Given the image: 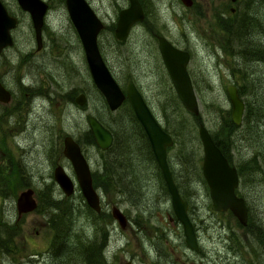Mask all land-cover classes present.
Wrapping results in <instances>:
<instances>
[{"label":"rangeland","instance_id":"rangeland-1","mask_svg":"<svg viewBox=\"0 0 264 264\" xmlns=\"http://www.w3.org/2000/svg\"><path fill=\"white\" fill-rule=\"evenodd\" d=\"M47 1V37L38 51L28 15L15 0H0L7 14L18 21L11 31L12 46L0 53V83L9 94L8 102L0 104V264H86V254L88 264H264V62L231 57L238 47L224 31L226 25H236L233 18L232 22L227 19L229 10L233 9L232 14L239 10L243 16L247 7L255 13L253 20L258 18L252 27L260 26L248 33H264V0L255 4L191 0L190 7L179 0H139L143 20L121 43L114 39L113 30L127 0H85L103 25L97 47L113 79L122 90L132 82L153 117L169 132L177 129L179 120L155 36L189 55L186 71L198 115L181 112L184 123L179 124L184 132L174 136L176 142L166 149V162L188 205L187 216L197 236L196 253L183 243L161 174L139 150V131L130 127L127 111L109 112L93 87L64 0ZM227 85L236 88L243 102L237 129L226 127L230 121ZM79 95L84 96L83 106L74 102ZM87 116L105 124L117 139L123 134L132 147V153L122 154L120 164L108 159V182L103 185L99 177L104 174L105 159L90 141ZM244 116L250 117L248 126ZM118 122L125 132L115 128ZM199 124L219 142L238 171L235 193L245 203L247 227L241 228L228 212H213L205 183L195 176L202 158ZM66 136L79 145L94 176L97 214L85 205L77 187L65 198L53 182L52 171L58 165L75 185L60 152ZM26 189L32 190L36 206L17 216L14 202ZM55 207L72 221L68 243L61 248L51 245L54 230L48 210ZM112 207L126 219L122 230L110 216Z\"/></svg>","mask_w":264,"mask_h":264},{"label":"water","instance_id":"water-1","mask_svg":"<svg viewBox=\"0 0 264 264\" xmlns=\"http://www.w3.org/2000/svg\"><path fill=\"white\" fill-rule=\"evenodd\" d=\"M15 2L18 8L29 17L35 49L39 50L40 29L47 6L41 0H15ZM179 2L185 7L192 5L191 0H179ZM229 2L234 3L235 0H229ZM64 8L81 45L93 86L103 98L110 112L119 108L124 100L128 103L134 119L145 135L154 162L161 174L169 197L172 215L181 228L184 245L188 250L195 251L197 244L193 227L187 216V203L180 198L166 162V149L172 145L171 137L164 132L153 117L132 83H127L123 93L110 75L97 47V36L103 25L89 5L84 0H64ZM229 11L232 13L233 9ZM142 20L143 12L138 1L127 0V7L117 13L113 30L114 39L119 43L123 42L129 29ZM17 25L16 18L9 16L0 2V52L12 46L11 31ZM156 42L161 62L177 100L186 112L197 116V102L186 71L189 61L187 52L175 48L163 37H156ZM225 92L230 106V121L234 126H239L244 109L243 102L234 86L227 85ZM8 100V92L0 86V104L7 103ZM83 102L82 95L75 99V103L79 106ZM86 125L96 148L100 151L108 150L112 144L111 133L93 117L86 119ZM197 138L202 151L200 174L208 190L212 211L219 213L228 211L240 226H245L246 207L243 200L236 197L234 192L238 184L236 170L228 164L225 157L212 142L208 132L200 124L197 127ZM61 155L70 165L75 185L63 169L57 166L52 171V179L56 187L65 198L70 197L77 187L85 205L95 214L99 213V196L92 188L88 163L78 144L69 136L62 139ZM32 197L31 189H26L17 196L14 202L17 216L32 212L35 209L36 205ZM110 216L117 223L119 229L125 228L126 219L118 209L112 207Z\"/></svg>","mask_w":264,"mask_h":264},{"label":"trees","instance_id":"trees-1","mask_svg":"<svg viewBox=\"0 0 264 264\" xmlns=\"http://www.w3.org/2000/svg\"><path fill=\"white\" fill-rule=\"evenodd\" d=\"M257 1L258 0H250L249 4H255ZM248 8H250V7L248 6ZM252 13L253 12H250V9L248 10L247 7H246V10H245L243 16L240 14L239 10H236L234 12V14H231L230 16H228L227 19L230 22H232V18H233V20L236 21V25H234V24L226 25L224 31L226 32V35L229 36L230 38L232 36V38H233L232 42L238 47L237 53L232 52V53H230V56L235 58V57H238L240 55L244 59H251L253 61H257V60L261 61V59H263V62H264V58L261 57V55H264V33H261V32H259V34H255V32H253L251 34L248 33L249 29L250 30H254V29H258L260 27V26L256 27V28L252 27L251 24L252 23H256L257 20H258V18L253 20L255 18V13H253V14ZM257 17H258V15H257ZM248 20H250V21H248ZM254 37L256 39H254ZM253 42H256V44L254 45ZM255 59H257V60H255ZM171 100H172V102L174 104L173 105L174 111L177 112V114H176L177 118L176 119L179 120V121H176V124H175L177 129H172L171 132H169V131H167V129L164 126H162L161 128L164 130V132H166L171 137L172 146H173L174 143L176 142L174 136H178V134H181V132H184V129L182 128V125L179 124V122L180 123H184L183 121H180V118H182V113L181 112L187 114L188 116H191V114H188L182 108V106L180 105L179 101L177 100V98H176V96L174 94L172 95ZM119 108L127 111L126 112V116L128 117L129 121L132 123V126H130V127L131 128H136L139 131V135H138L139 136V140L142 142V147H140L139 150L143 153V155H145L147 157L146 161L151 163L154 166V168L157 169L156 165L154 163V159L152 157V154H151V152L149 150L148 144L146 142L145 136H144L140 126L138 125V123L134 119L133 114H132L130 108L128 107L127 103L124 102ZM192 117H194V116L192 115ZM249 118L250 117H247V116L245 117L244 116V124L246 126H248L250 124V122L248 121ZM227 123H228V125H226V127H229V128H232V129H234V128L237 129L238 128V126H234L231 121H228ZM101 124L106 129L109 130V128L105 124H103V123H101ZM115 128L120 131L119 133L125 132V129L122 127L121 122H118V124H116ZM110 132H112V131L110 130ZM88 136L90 137L91 143H93L90 134H88ZM112 136H113V144H112V146L106 151L98 150V153L101 154L102 157H104V159H105V162H104V174H101V176L99 177L101 185L106 184L108 182V180L106 179L107 178L106 165L108 164V159L110 157H112V159H113L112 163L120 164V162H123V159L125 158V156L128 155V153H132V150H131L132 147H131V145L129 143V140L127 138L123 137V134H122V139H117L113 132H112ZM210 138H211L212 142L214 143V145L219 149L221 154L225 157V159L227 160L228 164L230 165V163L228 161V158H227L226 151L220 146L219 142L215 138H213V137H210ZM126 144L130 145V149H129V147L125 148ZM139 150L137 152L140 155H142V153ZM177 150L181 151L182 150L181 146H178ZM122 154L123 155L126 154V155L123 156ZM129 155H131V154H129ZM192 155L193 154H191V156ZM193 160H195V159L192 157L191 158V162H193ZM236 172L238 174V171H236ZM171 176H172L173 182H175V178H174V175H172V173H171ZM195 176H196L197 180H200V181L203 182V179H202L201 174H200V169H198V168L196 169ZM90 177H91L92 188L94 186V188L96 189L97 186L94 185V176L93 175L91 176V174H90ZM101 179H103L104 182H101ZM48 214H49L48 217H49L50 227L52 228V230H54V235L52 237L51 245L57 243L58 248H61V246H64L66 243H68L69 237H67V236H69V233H70L71 228H72V221L70 219L71 217H66L65 216V219H64V216L59 213V210L56 207L55 208H50L48 210ZM248 223L249 222L247 220V225H248ZM247 225H246V227H247ZM241 228H243V227H241ZM57 239H58V241H57ZM88 258H89V255L86 254V264H88ZM95 264H102V263L101 262H99V263L95 262Z\"/></svg>","mask_w":264,"mask_h":264},{"label":"flooded vegetation","instance_id":"flooded-vegetation-1","mask_svg":"<svg viewBox=\"0 0 264 264\" xmlns=\"http://www.w3.org/2000/svg\"><path fill=\"white\" fill-rule=\"evenodd\" d=\"M43 3H45V5L47 6V9H46V12H45V14H44V16H43V23H42V26H41V29H40V48H39V50L38 51H40L43 47H44V39H46V37H47V33H44V30H45V27H46V19H47V15H48V12H49V3H48V1L47 0H41ZM85 1V0H84ZM138 1V3H139V0H137ZM86 2V1H85ZM63 3H64V1H63ZM87 3V2H86ZM88 4V3H87ZM139 5H140V3H139ZM90 7V6H89ZM141 7V6H140ZM229 13L230 14H232L230 11H229ZM97 17V16H96ZM15 18V17H14ZM29 18V17H28ZM68 18V17H67ZM17 20V19H16ZM68 21H69V19H68ZM18 22V21H17ZM70 23V22H69ZM71 24V23H70ZM30 25H31V23H30ZM135 25V24H134ZM133 25V26H134ZM132 26V27H133ZM71 27H72V25H71ZM131 27V28H132ZM130 28V29H131ZM72 29L74 30V28L72 27ZM130 29H129V31H130ZM31 30H32V28H31ZM129 31H128V33H129ZM74 32H75V30H74ZM32 34H33V31H32ZM75 34H76V32H75ZM77 36V35H76ZM127 36H128V34H127ZM156 37H158V36H155V39H156ZM127 38V37H126ZM77 39H78V37H77ZM33 40H34V37H33ZM126 40V39H125ZM78 42H79V40H78ZM34 44H35V40H34ZM80 44V43H79ZM81 46V45H80ZM9 48V47H8ZM36 48V47H35ZM176 48V47H175ZM178 49V48H177ZM36 50V49H35ZM37 51V52H38ZM1 53V52H0ZM188 54V53H187ZM188 57H189V55H188ZM104 62V61H103ZM105 64V63H104ZM86 65V64H85ZM106 66V65H105ZM107 68V67H106ZM109 71V70H108ZM110 73V72H109ZM89 74V73H88ZM110 75H111V73H110ZM112 76V75H111ZM189 77V76H188ZM113 78V77H112ZM90 80H91V78H90ZM115 81V80H114ZM91 83H92V81H91ZM127 83H129V82H127ZM127 83H126V85H127ZM130 83H132V82H130ZM191 83V82H190ZM93 85V84H92ZM118 85V84H117ZM126 85H125V87H126ZM132 85L134 86V84L132 83ZM0 86L4 89V87L2 86V84L0 83ZM192 86V85H191ZM94 87V86H93ZM119 87V86H118ZM125 87H124V89L122 90V89H120L123 93H124V91H125ZM135 87V86H134ZM95 88V87H94ZM120 88V87H119ZM136 89V88H135ZM5 90V89H4ZM137 90V89H136ZM138 91V90H137ZM140 94V93H139ZM83 96V95H82ZM11 97V96H10ZM83 99H84V96H83ZM74 102H75V99H74ZM124 102H126L125 100L122 102V104L124 103ZM127 103V102H126ZM76 104V103H75ZM121 104V105H122ZM120 105V106H121ZM127 105H128V103H127ZM79 106V105H78ZM80 106H83V104L82 105H80ZM129 107V106H128ZM107 108V107H106ZM118 109V108H117ZM116 109V110H117ZM110 112V111H109ZM152 114V113H151ZM88 117H92V116H87L86 118H85V122H86V119L88 118ZM94 118V117H93ZM94 119H96V118H94ZM97 120V119H96ZM99 122V121H98ZM101 124V123H100ZM102 125V124H101ZM104 127V126H103ZM105 128V127H104ZM108 130V129H107ZM109 132H110V130H108ZM111 133V135H112V132H110ZM145 136V135H144ZM72 139V138H71ZM146 139V138H145ZM74 141V140H73ZM147 142V141H146ZM76 143V142H75ZM61 144H62V141H61ZM77 144V143H76ZM112 144H113V136H112ZM112 144H111V146H112ZM148 144V143H147ZM79 146V145H78ZM110 146V147H111ZM62 147V146H61ZM148 147H149V145H148ZM149 150H150V148H149ZM167 151V150H166ZM60 152H62V148H61V150H60ZM151 152V151H150ZM66 160V159H65ZM69 164V163H68ZM58 165H55V167H57ZM54 167V168H55ZM53 168V169H54ZM236 170V169H235ZM237 171V170H236ZM237 173V172H236ZM237 176H238V174H237ZM10 181V180H9ZM26 183H27V181H25ZM24 182V183H25ZM204 182V181H203ZM24 183H22V184H24ZM25 183V184H26ZM238 185V184H237ZM206 186V185H205ZM177 189V188H176ZM178 191V190H177ZM235 192V191H234ZM178 194H179V192H178ZM207 194H208V190H207ZM235 195H236V193H235ZM179 196H180V194H179ZM236 197H238V198H240L239 196H237L236 195ZM182 199V198H181ZM208 199H209V197H208ZM242 199V198H241ZM183 200V199H182ZM184 201V200H183ZM186 202V201H185ZM209 202H210V200H209ZM244 202V201H243ZM187 203V202H186ZM244 205H245V203H244ZM246 207V206H245ZM187 208H188V205H187ZM210 208H211V204H210ZM212 210V209H211ZM214 212V211H213ZM226 212H228V211H226ZM215 213H219V212H215ZM223 213H225V212H223ZM229 213V212H228ZM174 217V216H173ZM174 220H175V218H174ZM167 221L169 222V224L171 225V223H173L172 222V220L170 219V218H167ZM176 221V220H175ZM190 221V220H189ZM191 222V221H190ZM178 224V223H177ZM191 225H192V227H193V224L191 223ZM247 225V209H246V223H245V226ZM244 227V226H243ZM193 232H194V236H195V240H196V244H197V236H196V233H195V230H194V227H193ZM182 238H183V236H182ZM183 243H184V239H183ZM190 251H192V250H190ZM198 251V244H197V249L195 250V251H192L193 253H196ZM156 255L159 257V254H158V252H156ZM170 264H178L177 262H170ZM181 264H183V263H181ZM191 264V263H190Z\"/></svg>","mask_w":264,"mask_h":264}]
</instances>
